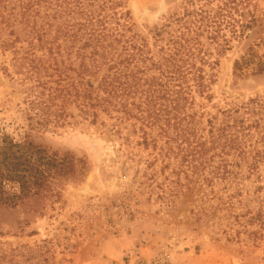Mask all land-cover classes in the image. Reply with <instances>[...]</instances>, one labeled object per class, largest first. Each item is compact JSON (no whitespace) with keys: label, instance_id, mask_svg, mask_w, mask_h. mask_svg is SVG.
<instances>
[{"label":"rangeland","instance_id":"obj_1","mask_svg":"<svg viewBox=\"0 0 264 264\" xmlns=\"http://www.w3.org/2000/svg\"><path fill=\"white\" fill-rule=\"evenodd\" d=\"M246 3L257 20L237 36L224 29L230 41L211 55L216 64H204L207 87L187 109L206 137L212 127L220 143L230 136L236 143L209 151L215 162L227 157L236 171L211 182L204 180L212 177L210 168L194 172L179 143H142L134 119L120 123L98 111L91 122L71 104L64 124L31 130L24 94L2 70L12 54L0 50V138L30 132L51 151L82 158L87 168L83 180L58 183L59 197L24 232L0 225V251L20 264L27 255L32 263L46 257L53 264H264V0ZM187 4L127 0L134 30L150 45L153 29ZM221 126H228L223 134ZM24 211L18 207V216Z\"/></svg>","mask_w":264,"mask_h":264},{"label":"trees","instance_id":"obj_2","mask_svg":"<svg viewBox=\"0 0 264 264\" xmlns=\"http://www.w3.org/2000/svg\"><path fill=\"white\" fill-rule=\"evenodd\" d=\"M212 2L190 0L181 12L166 16L153 29L150 45L134 30L127 0H0V50L12 54L2 70L24 94L30 129L64 124L74 104L91 122L98 111L120 123L134 119L144 144L179 143L194 172L210 168L212 177L204 180L234 174L227 157L215 162V153L209 155L215 145L234 147V138L220 143L212 127L206 137L187 109L194 93L202 95L207 87L204 64H216L218 57L211 60V55H219L230 41L224 29L237 36L257 17L246 0ZM226 127L217 130L223 134ZM86 175L85 161L73 153L51 151L30 132L22 139L4 133L0 225H10L8 233L24 232L43 215L47 201L59 197L60 181ZM20 206L25 217L17 214ZM28 256L26 264H53L46 257L32 263ZM0 264L20 261L0 251Z\"/></svg>","mask_w":264,"mask_h":264}]
</instances>
